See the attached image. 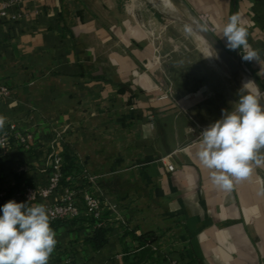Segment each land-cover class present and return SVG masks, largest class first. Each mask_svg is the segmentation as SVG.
<instances>
[{"label":"crops","instance_id":"1","mask_svg":"<svg viewBox=\"0 0 264 264\" xmlns=\"http://www.w3.org/2000/svg\"><path fill=\"white\" fill-rule=\"evenodd\" d=\"M185 1L225 47L223 26L241 18L259 60L226 48L264 91V0ZM130 9L128 0H12L18 17H0V84L12 89L0 116L34 137L0 150V209L27 203L17 193L45 185L67 151L82 169L76 184L104 199L110 231L95 249L84 217L51 223L58 243L49 264H264V165L226 191L196 155L200 133L240 89L224 71L180 67L189 51H160ZM160 83L179 103L159 99ZM147 233L156 240L138 238Z\"/></svg>","mask_w":264,"mask_h":264},{"label":"clouds","instance_id":"2","mask_svg":"<svg viewBox=\"0 0 264 264\" xmlns=\"http://www.w3.org/2000/svg\"><path fill=\"white\" fill-rule=\"evenodd\" d=\"M247 37L241 18L230 16L222 28L226 47L239 49L244 61L257 62L259 53L251 49ZM251 82L243 84L234 106L223 109L221 118L199 135L196 155L209 170L211 183L226 191L248 179L254 167L264 165V92L250 90ZM5 122L0 116V129ZM0 211V264H49L58 241L46 205L9 200Z\"/></svg>","mask_w":264,"mask_h":264},{"label":"built area","instance_id":"3","mask_svg":"<svg viewBox=\"0 0 264 264\" xmlns=\"http://www.w3.org/2000/svg\"><path fill=\"white\" fill-rule=\"evenodd\" d=\"M12 0L0 1V17L1 18H17L18 16L9 15V6ZM161 95L159 99L171 98L174 102L179 103L175 97L172 87H166L163 83L159 84ZM12 94L10 86L0 84V101L4 97ZM33 134L20 129L15 123L4 125L0 129V150L8 149L12 143H20L26 147H30L33 140ZM63 155L58 154L52 165V170L48 178V182L43 186L29 185L20 190L17 195L23 196L29 205L41 203L42 199H48L56 193L60 188H63V193L59 199L53 203H45L51 214V223L73 221L79 218H90L95 220L98 225L105 224L104 215L106 210V203L104 199L91 191L90 188H82L76 184V178L68 176L69 184H62L63 172ZM169 171H175L173 163L168 164ZM30 197L32 199L29 201ZM2 211H0V215ZM71 258L66 260L70 263Z\"/></svg>","mask_w":264,"mask_h":264},{"label":"rangeland","instance_id":"4","mask_svg":"<svg viewBox=\"0 0 264 264\" xmlns=\"http://www.w3.org/2000/svg\"><path fill=\"white\" fill-rule=\"evenodd\" d=\"M150 1L153 4L161 5L160 7H164L165 11L169 4L175 5L172 0ZM128 3L131 5L130 12L135 22L134 26L140 32L145 33L146 41L151 40L156 43L160 51L170 49H175L180 53L189 51V54H184L180 58V67H183V69L187 67L200 68L201 64H204L206 68L217 70V66H212L208 62L198 40L195 38L194 29L185 22L175 20L178 18L157 10L148 0H128ZM213 52L219 57L214 50ZM219 71L224 73L223 70ZM178 74L181 79L184 78L182 73L179 72ZM228 79L233 81L230 77Z\"/></svg>","mask_w":264,"mask_h":264},{"label":"water","instance_id":"5","mask_svg":"<svg viewBox=\"0 0 264 264\" xmlns=\"http://www.w3.org/2000/svg\"><path fill=\"white\" fill-rule=\"evenodd\" d=\"M172 2L176 5V7L185 11V13L181 14L179 18L175 20L185 22L188 26L198 31L203 37H205L211 48L219 55L221 60L227 64V67H224L223 70L226 71L227 75L233 79L237 87L241 89L244 84L242 77L243 74L248 73L250 75L241 58L233 55V53H231L225 45H223L221 40L217 37L203 17L199 15L185 0H172ZM257 88L261 92H264L259 87ZM261 102L264 104V100Z\"/></svg>","mask_w":264,"mask_h":264},{"label":"trees","instance_id":"6","mask_svg":"<svg viewBox=\"0 0 264 264\" xmlns=\"http://www.w3.org/2000/svg\"><path fill=\"white\" fill-rule=\"evenodd\" d=\"M63 164H62V172H63V180L62 184H69L70 181L67 180L68 176H72L73 178H77L82 172L81 166L77 163L76 158L65 151L63 154ZM79 187H84V184L78 185ZM87 222L91 224L93 227V232L91 236H89L86 240L90 243L95 249H100L108 242V236L110 227L106 226V224L98 225V223L90 218H85ZM150 236L152 241H155L156 238L154 235L147 233L141 236H138L142 241H147V237Z\"/></svg>","mask_w":264,"mask_h":264},{"label":"bare ground","instance_id":"7","mask_svg":"<svg viewBox=\"0 0 264 264\" xmlns=\"http://www.w3.org/2000/svg\"><path fill=\"white\" fill-rule=\"evenodd\" d=\"M148 1L153 5V3L150 0H148ZM152 1H156V0H152ZM153 7L156 8V6H154V5H153ZM175 7H176V5H175ZM166 12L168 14H170L171 16L177 17V18H179V16L181 14L185 13L184 10L179 9L178 7H176V9H174V8L170 9V8L167 7L166 8ZM193 31H194V35H195L196 39L199 42V45H200L201 49L205 53V56H206L208 62L212 66H217L218 70H223L224 67H227L226 66L227 64L224 63L217 55L214 54L213 49L211 48L209 42L205 39V37L201 36L198 31H196V30H193ZM224 72L226 73V71H224ZM242 77H243V82L244 83L247 82V81H252L251 83L248 84V88L250 90L255 91L257 89V86L253 82L252 77L248 73H244Z\"/></svg>","mask_w":264,"mask_h":264}]
</instances>
